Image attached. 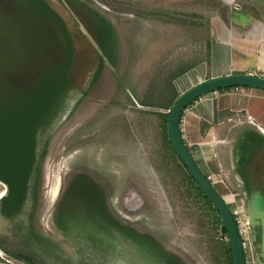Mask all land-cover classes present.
<instances>
[{"label":"rangeland","instance_id":"374dc122","mask_svg":"<svg viewBox=\"0 0 264 264\" xmlns=\"http://www.w3.org/2000/svg\"><path fill=\"white\" fill-rule=\"evenodd\" d=\"M45 1L63 21L71 38L69 77L77 89H71L67 108L88 88L99 64L100 76L73 116L64 122L68 116L65 107L59 116L64 125L42 164L38 229L60 239L51 222L54 205L74 176L83 175L101 187L108 211L120 223L151 236L185 264H215L212 246L225 238L213 230L178 187L179 166L162 140L155 112H168L165 107L173 92L178 96L181 93L175 83L184 71L193 72L203 65L209 77L204 43L210 40L213 26L221 32L223 25L234 19V6L240 5L239 1L229 5L219 0ZM15 6L20 12L27 11L20 0ZM30 15L25 12L21 27L13 28L9 21L0 26V55L9 48L4 52L8 57L3 64L6 70L21 69L18 54H51L43 43L45 27L54 40L60 37L56 29L44 27ZM91 15L97 16L100 23L94 22ZM98 31L105 34L103 59L98 55ZM6 41L7 47H3ZM52 46L60 50L57 43ZM59 53L46 60L49 66L60 65ZM229 167L226 161L222 165V169ZM243 172L248 180L249 171ZM252 172L248 175L254 173L257 177L252 181L258 185L260 170ZM241 182L238 186L226 184V204L239 220L247 222ZM4 190L0 183V193ZM253 190V199L264 206V186ZM247 232L245 259L256 264L257 242H252V237L257 238V231L248 226ZM0 264L23 263L0 251Z\"/></svg>","mask_w":264,"mask_h":264},{"label":"trees","instance_id":"16d2710c","mask_svg":"<svg viewBox=\"0 0 264 264\" xmlns=\"http://www.w3.org/2000/svg\"><path fill=\"white\" fill-rule=\"evenodd\" d=\"M20 3L27 6V11L20 12L16 8L18 0H0V26L9 21L11 27H21L25 12L36 16L40 24L48 25L60 34L59 39L54 40L45 27L43 35V43L53 52L50 55L60 52V65L49 66L50 55L42 56L30 51L26 57L18 54L21 69L15 72L3 66L8 59L4 52L9 48L0 55V183L7 188V194L0 203V217L9 223L8 233L0 232V251L23 264H136L137 261L141 264H185L151 236L139 233L114 218L108 211L101 187L83 175L74 176L54 205L51 222L60 239L47 236L38 229L36 214L41 204L42 164L55 135L64 125L59 116L69 105L70 91L77 86L69 77L73 51L63 21L45 0H20ZM187 16L196 17L192 14ZM91 17L100 23L97 16ZM97 35L98 55L103 59L105 34L98 31ZM54 42L60 50L54 49ZM3 45L7 47V41ZM204 47L205 64L208 66L209 38ZM98 68L88 88L67 108L68 116L64 122L74 115L81 101L91 93L100 76ZM235 88L248 87H230L216 92ZM177 98L173 92L165 107L168 111ZM155 113L160 119L162 140L179 166L178 187L183 189L187 201L201 211L213 230L225 238L224 242H215L212 246L215 264H233L219 213L188 174L170 143L166 126L168 112Z\"/></svg>","mask_w":264,"mask_h":264},{"label":"crops","instance_id":"0c3cea01","mask_svg":"<svg viewBox=\"0 0 264 264\" xmlns=\"http://www.w3.org/2000/svg\"><path fill=\"white\" fill-rule=\"evenodd\" d=\"M219 1L229 5L236 0ZM237 1L240 5L234 6L235 17L223 25L222 33L219 28H212L209 77L203 65L184 73L175 83L180 94L211 78L233 74L264 78V0ZM185 75L188 79H183ZM179 127L198 168L226 203L229 195L226 184L243 181L241 170L249 171L248 174L260 170L258 178L263 177V90L235 88L206 94L187 106ZM224 160L230 169H222ZM248 174L247 179L257 177Z\"/></svg>","mask_w":264,"mask_h":264},{"label":"water","instance_id":"95a60500","mask_svg":"<svg viewBox=\"0 0 264 264\" xmlns=\"http://www.w3.org/2000/svg\"><path fill=\"white\" fill-rule=\"evenodd\" d=\"M230 87H248L264 91V78L250 74H233L200 82L178 96L168 111L166 126L176 156L221 217L227 233L233 264H246L244 248L233 214L208 178L198 168L182 139L179 127L181 115L191 102L206 94ZM246 213L249 228L253 230L257 228V238L252 237V242H257V252L254 253L256 264H264V206L256 200H249L246 204Z\"/></svg>","mask_w":264,"mask_h":264},{"label":"flooded vegetation","instance_id":"af4514ba","mask_svg":"<svg viewBox=\"0 0 264 264\" xmlns=\"http://www.w3.org/2000/svg\"><path fill=\"white\" fill-rule=\"evenodd\" d=\"M243 172V170H241V173ZM261 175L263 176L262 178H257V180L260 182L258 185H255V181H252V180H254V179H248V180H246V179H244L243 181H242V186H243V188H244V196H245V202H246V204H247V202L249 201V200H255V199H253V192H254V190L253 189H255V186H257V187H260V186H264V169H262L261 170ZM256 179V178H255ZM2 184V183H1ZM3 186H4V192H2V193H0V203H1V200L6 196V194H7V188H6V185H4V184H2ZM8 227H9V223H8V221H6V220H4L3 218H1L0 217V232H5V234H7L8 232ZM7 229V230H6ZM251 230H253V229H251ZM256 231H257V228H256Z\"/></svg>","mask_w":264,"mask_h":264},{"label":"built area","instance_id":"2783aa9c","mask_svg":"<svg viewBox=\"0 0 264 264\" xmlns=\"http://www.w3.org/2000/svg\"><path fill=\"white\" fill-rule=\"evenodd\" d=\"M233 214V217H234V220H235V223H236V227H237V230H238V234L241 238V241H242V245H243V248L245 250L246 248V240H247V235H248V232H247V229H248V223L247 222H242L241 220H239L236 216L235 213H232ZM246 264H249V261H247L246 259Z\"/></svg>","mask_w":264,"mask_h":264}]
</instances>
